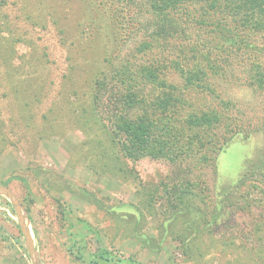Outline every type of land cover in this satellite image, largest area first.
<instances>
[{
    "label": "rangeland",
    "instance_id": "1",
    "mask_svg": "<svg viewBox=\"0 0 264 264\" xmlns=\"http://www.w3.org/2000/svg\"><path fill=\"white\" fill-rule=\"evenodd\" d=\"M119 6L0 0V264H264V89L245 83V53L211 73L214 94L188 95L220 118L192 129L213 137L206 159L131 161L92 103ZM183 175L198 196L169 207L163 184Z\"/></svg>",
    "mask_w": 264,
    "mask_h": 264
},
{
    "label": "trees",
    "instance_id": "2",
    "mask_svg": "<svg viewBox=\"0 0 264 264\" xmlns=\"http://www.w3.org/2000/svg\"><path fill=\"white\" fill-rule=\"evenodd\" d=\"M117 1L118 47L106 56L107 67L94 82L98 119L123 158L161 156L173 164L191 158L194 164L182 168L195 169L196 158L207 155L198 154L200 148L213 137L192 129L218 125L220 118L213 110L199 109L188 95L214 94L217 81L211 73H224L223 62L233 73L230 60L242 53L245 83L264 89V0ZM222 135L226 142L234 133ZM173 181L170 187L163 184L169 207L188 208L198 196L197 179L183 175Z\"/></svg>",
    "mask_w": 264,
    "mask_h": 264
},
{
    "label": "water",
    "instance_id": "3",
    "mask_svg": "<svg viewBox=\"0 0 264 264\" xmlns=\"http://www.w3.org/2000/svg\"><path fill=\"white\" fill-rule=\"evenodd\" d=\"M0 189L4 190V191H8L7 187H5L4 185H0ZM17 211L19 213V206L16 205ZM22 225V224H21Z\"/></svg>",
    "mask_w": 264,
    "mask_h": 264
}]
</instances>
